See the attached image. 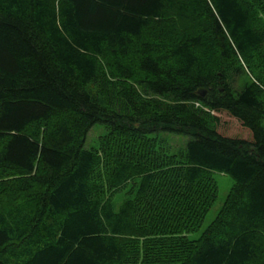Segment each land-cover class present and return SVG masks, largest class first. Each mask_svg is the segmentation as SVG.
I'll use <instances>...</instances> for the list:
<instances>
[{
	"label": "trees",
	"instance_id": "1",
	"mask_svg": "<svg viewBox=\"0 0 264 264\" xmlns=\"http://www.w3.org/2000/svg\"><path fill=\"white\" fill-rule=\"evenodd\" d=\"M0 264H264V0H0Z\"/></svg>",
	"mask_w": 264,
	"mask_h": 264
},
{
	"label": "rangeland",
	"instance_id": "2",
	"mask_svg": "<svg viewBox=\"0 0 264 264\" xmlns=\"http://www.w3.org/2000/svg\"><path fill=\"white\" fill-rule=\"evenodd\" d=\"M106 130L102 126H95L89 133L87 142L85 147L86 148H96L98 147L99 144V138L104 135ZM160 139L165 136V140L171 145L172 151H178L180 148H184L187 142L189 141V138L184 137V136H178V135H169V134H159ZM215 181L218 185V198L209 213L207 214L205 221L202 224L201 229L198 232L192 233L189 235V239L191 240H198L203 232L210 226V224L216 219L218 216L221 208L224 206L228 195L230 194L233 185H234V180L224 174H219L216 173L214 175ZM126 199L125 193H121L120 195L117 196L116 201H117V206H120V204Z\"/></svg>",
	"mask_w": 264,
	"mask_h": 264
},
{
	"label": "water",
	"instance_id": "3",
	"mask_svg": "<svg viewBox=\"0 0 264 264\" xmlns=\"http://www.w3.org/2000/svg\"><path fill=\"white\" fill-rule=\"evenodd\" d=\"M199 94H200L201 97H204L205 91L204 90H201V91H199Z\"/></svg>",
	"mask_w": 264,
	"mask_h": 264
}]
</instances>
